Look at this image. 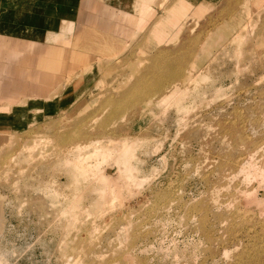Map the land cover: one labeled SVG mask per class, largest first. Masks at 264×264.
Here are the masks:
<instances>
[{
  "label": "rangeland",
  "instance_id": "rangeland-1",
  "mask_svg": "<svg viewBox=\"0 0 264 264\" xmlns=\"http://www.w3.org/2000/svg\"><path fill=\"white\" fill-rule=\"evenodd\" d=\"M210 1L0 0L18 72L0 99V264H264V0ZM89 21L119 42L50 52L52 68L31 47ZM28 52L30 71L12 58ZM70 150L110 175L109 202L92 172L71 177Z\"/></svg>",
  "mask_w": 264,
  "mask_h": 264
},
{
  "label": "crops",
  "instance_id": "crops-1",
  "mask_svg": "<svg viewBox=\"0 0 264 264\" xmlns=\"http://www.w3.org/2000/svg\"><path fill=\"white\" fill-rule=\"evenodd\" d=\"M148 1L149 0H146V1L145 0H140L141 7L146 5L148 3ZM195 1H196V3H202V4H206V5H208L210 3L212 4V2L210 0H195ZM192 2H193V0H192ZM114 3H116V2H114ZM99 5H100L99 3H95V4H92L91 6H89V13H97L96 11H98ZM116 5H117V3L114 6H116ZM113 8L118 9L117 6L113 7ZM119 10H122V9H119ZM73 11L76 12L75 10H73ZM69 15L70 14H68V16H65V17H67V19H68ZM128 15H130V14H128ZM77 16H78V14H77ZM117 18H119L120 20L124 21V16H120V15L117 14L116 15V19ZM135 19H136V25H137V22H138L137 13L135 15ZM12 22L16 23L15 21H12ZM6 23H7V21L5 20V10L0 7V30L2 28H4ZM10 23H11V21H10ZM28 25H29V27L31 29H34V30L37 29V28H40V25H37V26L36 25H32V24H28ZM17 27H19V26H17ZM73 28L74 27H73V24L71 22V23L68 24L66 29L63 32L58 33L57 36H49L48 37L49 38L48 40H52V42H48V41L46 43H37V42H35V43L31 44V47H36V46H39V45L45 47V48H42V49H46V53L44 54V57H45V59L51 60V61H52V59H48L50 54L52 52H55V51L59 50V49H62L64 51L68 50V53H69L71 47L72 48H76L79 44H82V46H84V48H85V46L87 45L86 44L87 42H86V39H85V37L87 36V31H90V29H92L91 22L89 21L86 26L83 25V24L79 25L78 29L76 30V32H75V30H73ZM66 32H68V33H72L73 32L74 33V35H73L74 38L72 40L66 38L65 37V33ZM105 35L106 34L101 35L103 38H101L102 40H101L100 45L101 44L102 45L103 44H114L115 45L117 43L116 41H118V39H116L115 36H110V39L108 41H106L105 38H104ZM7 38L8 37L0 36V52L2 53V56H0V59L2 58V60L0 61V99H2V98L4 99V97H5V88H4V85L2 84V82L4 81L5 76H9L11 78H15V80H16L17 73H18L17 70L15 69V66L11 67V65H10V63H14V62L10 61V59L9 60L8 59H4L5 56H8V55H13L14 56V52L13 51L5 50V41H6ZM9 39H11V38H9ZM11 41H12V44L15 43V42L19 43L18 41H15L13 39H11ZM51 43L55 44V45H51ZM32 49H34V48H32ZM85 52H86V54L90 55V52L87 51L86 49H85ZM28 54L29 55L24 59V61L20 62V64L17 63V61L19 60L20 56L19 57L18 56H15V57L12 56V58H13V60H16L17 67L26 68V69H29V71H30V69H31L30 66L29 65L26 66V64L24 62H25V60L30 61V63L35 61L34 58H32V56H34L35 54L34 53L31 54V52H28ZM75 58H76V60H75L76 63H79L82 60V59L79 58V56H77ZM81 63H83V62H81ZM6 65H7V67H6ZM4 67H5V70H4L5 73L2 72V69H4ZM14 72H15V75H12ZM29 91H30V89H29ZM28 93L30 94L31 91L28 92ZM33 95H35V94H33ZM29 96H32V95H29ZM4 103H5V101H3L2 104H4ZM31 103H33V102H31ZM27 104H29V101H28ZM27 104L26 103L23 104V105L14 104L12 106H14V107L25 106L26 107V106H28ZM0 106H1V104H0ZM40 106H42V105H40ZM30 107L32 108V107H36V106H34V105L31 106L30 105ZM6 117H9V116H5V112L4 111L3 112L0 111V123H5Z\"/></svg>",
  "mask_w": 264,
  "mask_h": 264
},
{
  "label": "bare ground",
  "instance_id": "bare-ground-1",
  "mask_svg": "<svg viewBox=\"0 0 264 264\" xmlns=\"http://www.w3.org/2000/svg\"><path fill=\"white\" fill-rule=\"evenodd\" d=\"M185 2H187V4H191V7H192V3H194V2H192V1H190V0H182V3L180 4V6H185ZM188 6V5H187ZM187 6H185V7H187ZM182 9H184V8H182ZM196 9V8H195ZM201 9V8H200ZM180 10H181V7H179V5L178 6H175V8L171 11V13H170V16H169V14L167 15V17L165 18L166 19V21L165 22H167V23H171L170 25L174 28V27H177L179 24H180V18L179 17H181L180 16ZM198 10V9H197ZM182 18V17H181ZM97 20V19H96ZM168 21H170V22H168ZM166 24V23H165ZM163 25V26H159V28L158 29H156V31L154 32V36L156 37V38H161V36L163 37L164 36V34H165V29H166V27L165 26H167V25H169V24H167V25ZM170 25L168 26V27H170ZM91 27H92V29H90V31H87V36L85 37V39H86V42L88 43V44H90V45H92V46H95V44H96V42H98V41H100L101 39H99V38H103L101 35H103V34H106L105 33V31L103 30L104 28H103V26H102V24H100V25H98V23H95V22H93L92 21V23H91ZM172 27H170V28H172ZM103 33V34H102ZM163 39V38H162ZM101 42V41H100ZM106 46V44H104V47ZM108 46V45H107ZM87 47V46H86ZM67 51L68 50H66V51H64V52H62V54L63 53H65V56H64V59L66 60V53H67ZM62 54H60V55H62ZM68 54V53H67ZM58 56L59 58L57 59V57L55 58V59H57V60H55V59H53L54 60V62L56 61H58L60 64L58 65V66H60L61 65V62H62V64H63V61L62 60H64V59H62L63 57L62 56ZM52 60V61H53ZM51 60L50 61H46V62H48V63H50V62H52ZM61 61V62H60ZM54 62H52V64L54 63ZM54 63V64H58V63ZM138 64H139V62H138ZM141 64V63H140ZM48 66H49V64L47 65V70H49V71H51V72H53V70H50V68H52V66H54V65H52L51 66V63H50V68H48ZM141 65H139V67H140ZM138 67V66H137ZM54 69H55V67H53ZM45 69V68H44ZM56 71H57V69H56ZM56 71L54 70V72H53V74L55 73L56 74ZM48 74H49V72H48ZM54 74V75H55ZM51 75H52V73H51ZM56 76V75H55ZM50 77V76H49ZM37 79V78H36ZM39 79V78H38ZM41 80V79H40ZM47 80V79H46ZM192 81V80H191ZM189 85V84H188ZM175 87V86H174ZM178 87V86H177ZM176 87V88H177ZM174 89L175 88H173V91H174ZM183 91V90H182ZM175 92L176 91H174V94L173 95H175V97H176V94H175ZM178 92H179V90H178ZM177 92V95L180 93H178ZM180 94H182V93H180ZM172 94H171V96H169L168 98H162V101H166V102H168V100H174V102L176 101L175 99H174V96H173ZM178 96H180V95H178ZM120 97V96H119ZM118 97V98H119ZM181 97V96H180ZM179 98V97H178ZM114 100V99H113ZM171 102H173V101H171ZM165 103V102H164ZM176 103V102H175ZM78 146V145H77ZM87 147H89V146H87ZM82 148V147H81ZM129 148V147H128ZM96 149V148H95ZM94 149V150H95ZM72 150H75V148H73ZM78 150V149H77ZM98 150V149H97ZM101 150V149H100ZM109 150V149H108ZM71 151V150H70ZM69 151V152H70ZM83 152V151H82ZM96 152H98V151H95V153ZM100 152V151H99ZM103 152L104 151H102V154H103ZM125 152V151H124ZM123 152V153H124ZM73 153V155H74V152H72L71 151V154ZM68 154H70V153H68ZM98 154V153H97ZM101 154V153H100ZM66 156V155H65ZM80 156V155H79ZM78 155H74L72 158H69V155H67L66 156V160H69V163L67 164L68 165V167H70L68 170H70L69 171V173H70V175H71V177L72 178H74V180L75 181H78L80 178H83L84 176V178H86V177H89V176H92V174L93 175H95V177L97 176L98 178V181L100 182V186L98 187V191H99V195H100V197L102 198V200L104 201V202H107L108 200H109V198H112L113 197V192L112 191H110V190H108V187H110V186H108V180H110L111 178L109 177V176H107V177H103V175L105 176V174H103L102 176L100 175V176H98L97 174H98V167L97 166H90L89 164H84L83 163V160H81V161H79L80 160V157H79ZM92 156V155H91ZM96 156H98V155H96ZM102 156H104V155H102ZM109 157V156H108ZM120 157V156H119ZM83 158V157H82ZM86 158H88L87 156H86ZM95 158V157H94ZM106 158V157H105ZM89 159H90V157H89ZM107 159V158H106ZM123 159V158H122ZM86 160V159H85ZM84 160V162H86ZM88 161V160H87ZM126 161H127V159H126ZM92 162V161H91ZM97 162V161H96ZM250 162H251V160H250ZM251 163H253V162H251ZM96 164V163H95ZM98 164V163H97ZM121 164V163H120ZM127 163H125V165H126ZM248 164H250L249 162H248ZM247 164V165H248ZM92 165H94V164H92ZM254 166V164H251L246 170H248L247 171V173H249V171H251V173L254 175V176H259V177H262L263 176V172H260L258 169H256L255 167H253ZM97 169H96V168ZM122 167H124V166H122ZM240 167V166H239ZM244 168V167H243ZM241 169V168H240ZM244 170H245V168H244ZM244 170H243V172H244ZM264 170V169H263ZM241 171V170H240ZM90 172H92V174L91 175H89L88 173H90ZM126 172V171H125ZM68 173V174H69ZM245 173V172H244ZM100 174H101V172H100ZM247 175V174H246ZM239 176H241V175H239ZM245 176V175H244ZM249 176H250V174H249ZM94 177V176H93ZM110 179H109V178ZM253 177V176H252ZM91 178V177H90ZM87 179V178H86ZM85 179V180H86ZM116 179V178H115ZM251 179V178H250ZM258 178H256V180H257ZM260 179V178H259ZM249 180V179H248ZM80 181V180H79ZM104 181L107 183V184H103L104 183ZM254 181V180H253ZM261 181V180H260ZM263 181V180H262ZM263 183V182H262ZM112 184V183H111ZM112 186V185H111ZM110 189H111V187H110ZM106 190H108V191H106ZM248 194V193H247ZM247 194H246V196H247ZM249 195V194H248ZM250 195H252V193L250 194ZM77 197V196H76ZM250 197V196H249ZM248 197V198H249ZM253 197H255L254 195H253ZM252 197V198H253ZM245 200V199H244ZM248 200V199H247ZM256 200V199H255ZM262 200V199H261ZM109 202V201H108ZM251 202V201H250ZM257 203V202H256ZM259 203V202H258ZM68 207H71V206H68ZM132 262V261H131Z\"/></svg>",
  "mask_w": 264,
  "mask_h": 264
}]
</instances>
